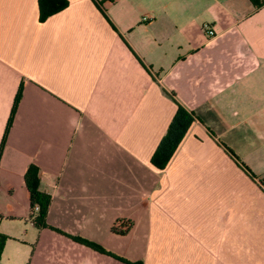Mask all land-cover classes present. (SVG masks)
I'll use <instances>...</instances> for the list:
<instances>
[{"label":"crops","instance_id":"0c3cea01","mask_svg":"<svg viewBox=\"0 0 264 264\" xmlns=\"http://www.w3.org/2000/svg\"><path fill=\"white\" fill-rule=\"evenodd\" d=\"M68 2L40 22L39 0H0V147L22 87L0 264H125L69 236L143 264H264V223L229 213L264 199V0ZM179 107L195 121L159 170ZM32 164L63 234L33 225Z\"/></svg>","mask_w":264,"mask_h":264},{"label":"trees","instance_id":"16d2710c","mask_svg":"<svg viewBox=\"0 0 264 264\" xmlns=\"http://www.w3.org/2000/svg\"><path fill=\"white\" fill-rule=\"evenodd\" d=\"M259 0H253L255 6L257 8L261 7V4L258 2ZM69 5L68 0H39V10H40V17L39 20L40 22H45L48 18L51 16L63 11L66 9ZM22 94V87H20L17 97L15 99V103L13 106L12 110V115L9 121V124L6 128L4 138L1 143L0 147V160L3 154V149L5 147L6 143V138L7 135L10 131L15 112L18 106V103L20 101ZM195 121V117L193 113L188 112L185 110L183 107H179L178 111L166 133L164 138L162 139L160 145L158 146L153 158H152V164L155 168L159 170H164L167 168L169 163L171 162L173 156L177 152L179 146L183 142L185 136L187 135L189 129L193 125ZM232 152V151H230ZM246 170L248 172H251L249 168L246 167ZM260 183L264 186L263 181H260ZM25 184L27 187V190L30 195V201H31V207L33 211V225L37 229H45L49 228L52 230H55L59 233H62L52 227H50L47 222H46V217L47 213L51 204L52 196L48 192L42 191L41 190V175H40V169L38 166L32 164L26 171L25 173ZM36 208H38L37 213H36ZM1 220V218H0ZM120 223H117V226ZM131 223H129L128 227L125 228V230H119L117 226L113 228V233L115 234H120V235H125L128 233V230L131 227ZM63 234V233H62ZM71 239L74 241L86 245L98 252L108 254L115 259L125 263V264H143L142 262H131L127 259H124L120 256L113 255L105 251L101 246L87 241L82 238L78 237H71ZM7 240V237L3 236L0 234V259H1V254L2 250L4 247V244Z\"/></svg>","mask_w":264,"mask_h":264},{"label":"rangeland","instance_id":"374dc122","mask_svg":"<svg viewBox=\"0 0 264 264\" xmlns=\"http://www.w3.org/2000/svg\"><path fill=\"white\" fill-rule=\"evenodd\" d=\"M253 197H255L254 192H253ZM236 198L237 200L235 201V205L232 206V209H230L229 213L235 214L237 217V221L239 222L243 221L245 218L249 220L251 219L252 225L256 226L259 224V222L254 221V218H257L258 221L264 223V199L260 200L253 198L251 201L250 200L243 201L239 199L238 196ZM250 242H252L254 245H258L259 238L253 236ZM15 251H16L15 249L11 248L10 251L6 252V257L7 258L14 257ZM239 260H241V258Z\"/></svg>","mask_w":264,"mask_h":264},{"label":"built area","instance_id":"2783aa9c","mask_svg":"<svg viewBox=\"0 0 264 264\" xmlns=\"http://www.w3.org/2000/svg\"><path fill=\"white\" fill-rule=\"evenodd\" d=\"M204 31H205L206 36L208 37H214L216 34L214 28L211 27L210 25H205ZM36 210H38V208H36Z\"/></svg>","mask_w":264,"mask_h":264}]
</instances>
